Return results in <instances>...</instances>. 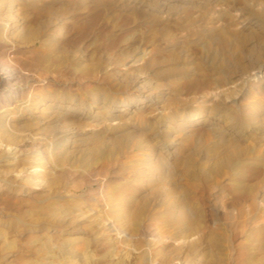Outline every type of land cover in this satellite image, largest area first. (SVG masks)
<instances>
[{
  "label": "bare ground",
  "instance_id": "obj_1",
  "mask_svg": "<svg viewBox=\"0 0 264 264\" xmlns=\"http://www.w3.org/2000/svg\"><path fill=\"white\" fill-rule=\"evenodd\" d=\"M0 1L2 5L14 3ZM177 1L132 0L113 5L111 0H88L75 6L73 0H24L23 7L30 17L0 22V105L6 106L0 110V151L4 144L9 145L12 149H7L8 157L12 153L16 162L21 161V142L27 138L11 136L5 120L11 114L21 115L24 109L34 114L36 110L41 112L31 123L34 134L45 131L52 136L49 149L54 156L31 159L33 166L44 168L40 171L20 168L23 185L30 182L42 191L62 189V197L99 195L129 201L126 214L130 223L138 226L149 207L135 200H162L164 213L172 212L175 201H190L221 187L219 177L233 171V179L221 187L235 200L232 208L252 216L264 211L257 201L264 193V96L257 94L264 93V45L260 50L247 49L244 34L233 35L227 25L191 32L202 49L192 66L182 69L186 75L171 81L175 90L184 87L206 93L227 84L234 76L243 78L247 72H255L250 82L253 88L244 93L236 109L230 106L222 113L214 112L220 106L213 102L210 119L199 120L206 111V102L194 104L198 101L194 96L171 98L165 115L143 114L161 100L149 92L151 87L140 83L166 70L161 69L158 49L147 53L143 48L146 32L138 20L154 11L163 13L178 7ZM186 21L190 29L196 23L195 18ZM155 32L165 33L164 29ZM16 78L29 81L28 90L15 88ZM234 88L233 94H237L243 85ZM135 89L139 91L137 95ZM11 101L15 105L11 106ZM96 113L103 118L95 124L123 121L118 122L120 130H83L90 115ZM141 121L147 126L138 127ZM180 122L182 127L176 130ZM43 139L35 136L33 142L40 144ZM115 175L124 180L112 187ZM144 186L148 188L143 190ZM243 199L250 203L243 204ZM98 210L95 223L103 228L100 214L106 210ZM191 210L199 211L200 206L194 204ZM68 211L62 209V213ZM177 221L185 222L184 218ZM188 229L197 231L195 225ZM262 236L264 228L249 235L248 240ZM212 240L217 242V238ZM40 247L45 254L52 250L45 242ZM47 256L39 264L49 263Z\"/></svg>",
  "mask_w": 264,
  "mask_h": 264
},
{
  "label": "rangeland",
  "instance_id": "obj_2",
  "mask_svg": "<svg viewBox=\"0 0 264 264\" xmlns=\"http://www.w3.org/2000/svg\"><path fill=\"white\" fill-rule=\"evenodd\" d=\"M23 1L14 0L13 4L10 2L0 4V22H7L11 17L20 21L30 17L29 11L23 7ZM73 1L77 6V2L88 0ZM111 1L113 5H117L132 0ZM155 1L158 0H153ZM176 3H179L178 7L163 13L154 11L149 17L144 15L138 20L143 23L142 30L146 32L143 48L147 53L158 49L162 55L161 69L166 70L140 83V86L145 84L151 87L149 92L157 100H161L159 105L147 109L143 114L165 115L169 110L167 101L169 102L171 98L183 99L189 96L198 98L194 104L203 100L206 102V111L199 115V120L212 117L210 112L213 102L220 106L214 112L222 113L230 106L236 109L237 103L243 100L244 93L253 88L250 82L255 78V72L253 74L247 72L243 78L234 76L227 84L206 93L191 91L184 87L175 90L171 81L184 77L186 73L182 69L192 66V60L200 55L202 47L197 41L199 39L191 34L193 31L204 32L211 26L220 28L227 25L233 35L244 34L247 49L263 48L264 0H179ZM77 8L82 10L80 4ZM185 18L196 19L191 29ZM134 20L130 23L133 28L132 34L135 33ZM166 28L168 30H165ZM155 29H164L165 33L158 34ZM172 67L177 68L176 71H173ZM29 84V81L19 78L13 83L15 88L26 90ZM239 85H243V88L239 93L233 94L236 89L234 87ZM134 91V95L139 93L138 89ZM227 94H231V97L228 98ZM257 94L259 97L264 96V93ZM27 97L21 96V99ZM10 103L11 106L15 105L14 101ZM2 105L0 110L4 111L6 106ZM36 111L34 114L32 110L24 109L21 115L11 114L5 120L11 136L27 139L21 142L22 154L19 156L21 161L16 162L12 153L8 157L7 149L9 151L12 149L9 145L4 144L0 151V264H39V260L47 255L49 263L44 264H50V261H53V264H264V236L251 242L248 240L249 235L256 234L260 228H264V211L253 216L249 213H239L232 208L235 200L233 201L228 192L221 190L222 186H226L233 179V171L223 175V178L219 177L222 181L221 187H214L212 191L210 189L204 195L190 201H175L176 209L172 212L164 213L165 206L162 200H131L137 204L146 202L149 207V210L141 215L138 226L132 225L130 216L126 214L125 208L129 201L99 195L90 198L62 197L64 195L60 192L62 189L53 192L42 191L30 182L23 185L20 168L27 166L31 171H40L44 168L33 166L31 159L39 155L49 158L54 156L49 149L52 136L45 131L34 134L36 131L32 129L34 125L31 123L35 121V115L41 114L40 110ZM101 118L103 117L97 113L90 115L83 130H106L111 133L120 130L118 122L123 121L94 123ZM139 123L138 127L147 126L145 121ZM181 127L180 122L176 130ZM35 136L46 139L37 144L33 142ZM18 164L20 167H17ZM112 180L111 186L114 187L124 179L115 175ZM94 186L99 189L98 183ZM147 188L148 186H144L143 190ZM261 188L264 192V187ZM263 194L257 199L262 207ZM242 203L248 205L250 201L243 199ZM194 204L200 206L199 211L191 210ZM65 208L69 209V213H62V209ZM102 208L106 211L100 214L104 224V227L100 228L95 223L97 221L95 218L100 213L98 209ZM182 218L185 221L183 224L177 221ZM108 222H111L113 227H108ZM194 225L197 231L192 232L188 228ZM132 227H139V230L134 231ZM189 232L192 234H188ZM213 238H217V242L213 241ZM43 242L52 248L47 254L40 249Z\"/></svg>",
  "mask_w": 264,
  "mask_h": 264
}]
</instances>
